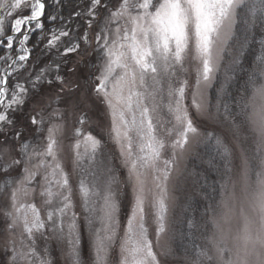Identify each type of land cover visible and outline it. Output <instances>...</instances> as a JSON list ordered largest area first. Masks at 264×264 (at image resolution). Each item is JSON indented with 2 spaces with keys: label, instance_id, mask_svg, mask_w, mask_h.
<instances>
[{
  "label": "snow or ice",
  "instance_id": "1",
  "mask_svg": "<svg viewBox=\"0 0 264 264\" xmlns=\"http://www.w3.org/2000/svg\"><path fill=\"white\" fill-rule=\"evenodd\" d=\"M0 225L5 264H264V0H0Z\"/></svg>",
  "mask_w": 264,
  "mask_h": 264
},
{
  "label": "rangeland",
  "instance_id": "2",
  "mask_svg": "<svg viewBox=\"0 0 264 264\" xmlns=\"http://www.w3.org/2000/svg\"><path fill=\"white\" fill-rule=\"evenodd\" d=\"M83 81L81 80V83ZM85 104H87V108H85L83 105H81V108L77 109L76 114L78 115L81 110H84L87 112L88 115V123L84 125V131L85 133L91 132L94 136L97 138L103 140L105 142V153H116L115 145H113L109 139V132H110V119L108 116L107 109L105 106L98 101H94L93 99L89 98L85 101ZM165 118L167 119V114L162 113ZM201 149L206 148L204 144H196L195 140H193L192 144L189 146V153L185 154V158L180 161L179 169L184 170L188 169L191 170L193 168V164H199L200 159L198 157H202V154L199 152ZM83 150V148L81 149ZM194 153L195 155H192ZM192 159L195 160L196 163H192ZM192 163V164H191ZM68 169L71 171V164L68 163ZM78 178V173L74 174L73 180ZM181 179H183L181 177ZM177 183L174 179L170 183V188L172 187V184ZM176 195H180L179 192L176 193ZM6 235L3 232V226L0 225V264H5V260L7 259L4 256L3 247L5 244ZM161 246H167L169 244V237L165 236L162 237L160 241ZM175 245H173L174 247Z\"/></svg>",
  "mask_w": 264,
  "mask_h": 264
},
{
  "label": "trees",
  "instance_id": "3",
  "mask_svg": "<svg viewBox=\"0 0 264 264\" xmlns=\"http://www.w3.org/2000/svg\"><path fill=\"white\" fill-rule=\"evenodd\" d=\"M36 39H37V35H33L32 40L35 41ZM29 46H31V44H29ZM73 59H75V57H73ZM199 150H200V148H199ZM199 152L202 154L203 159L206 160L208 158V153H209L208 148L201 149ZM192 163H196L194 159H192ZM192 166L199 167L200 163L199 164H193Z\"/></svg>",
  "mask_w": 264,
  "mask_h": 264
}]
</instances>
